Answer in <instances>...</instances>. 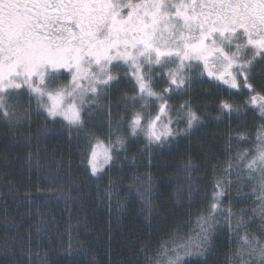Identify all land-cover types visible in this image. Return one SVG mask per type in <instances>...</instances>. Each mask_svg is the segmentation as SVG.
<instances>
[{
	"label": "snow or ice",
	"instance_id": "6c2138e0",
	"mask_svg": "<svg viewBox=\"0 0 264 264\" xmlns=\"http://www.w3.org/2000/svg\"><path fill=\"white\" fill-rule=\"evenodd\" d=\"M257 67L264 71V0H0V125L17 128L34 103L36 116L71 137L102 113L107 140L90 133L83 153L92 178L115 167L129 139L143 135L151 153L190 136L204 123L192 97L197 85L217 90L206 96L215 104V119L229 125L225 155L231 157L233 122L239 125L235 141L256 145L238 149L222 172L213 167L211 194L205 192L195 225L189 220L191 231L183 234L177 225L156 249V264H209L218 236L228 245L226 264H264V76ZM23 96L29 107L20 114ZM25 163L29 170L41 168L31 151ZM185 169L187 199L193 200L190 160ZM233 188L238 200L231 198ZM24 191L25 203H36L30 189ZM150 193L149 179L139 195ZM112 194L111 181L103 196L97 193L109 210ZM252 199L257 203L250 210L234 211V204ZM42 211L37 208L35 249L31 231L19 237V251L28 257L21 264H45L39 248L50 225ZM67 227L71 235V217ZM72 247L69 242V252ZM141 250L147 255L150 247L142 244Z\"/></svg>",
	"mask_w": 264,
	"mask_h": 264
},
{
	"label": "trees",
	"instance_id": "16d2710c",
	"mask_svg": "<svg viewBox=\"0 0 264 264\" xmlns=\"http://www.w3.org/2000/svg\"><path fill=\"white\" fill-rule=\"evenodd\" d=\"M256 71L264 76L260 67ZM216 91L208 84L194 88L193 101L204 123L190 136L180 137L178 142L163 148H154L151 153L145 150L143 135L138 140L129 139L127 151H120L115 167L106 169L100 180L92 178L86 171L83 153L90 133L107 140L108 128L102 113L89 119L83 129L74 130L71 137L59 124H46L43 118L36 116L33 105L32 114L25 116L17 128L0 125V249H3L0 250V264H21L28 259L19 251V237H26L29 231L34 238L35 249L38 243L35 240L36 228L40 223L37 208L43 209L40 215L50 225L39 248L40 256L46 258L45 264H156V249L169 238V233L174 232L177 225H180L182 234L190 232L189 220L195 225L197 209L205 192L211 194L208 181L213 167L222 172L225 162L234 157L238 149L256 147L251 140L235 141V130L239 125L233 122L231 157L225 155L229 150V125L215 119V104L206 96V93L215 96ZM27 100V97L20 100V114L27 112ZM112 100L115 119V93ZM248 127H253L251 116L248 117ZM252 135L255 139L254 132ZM29 138L31 144L26 145ZM29 151L34 161L40 160L39 170L35 165L28 169L25 159ZM189 160L193 165V200L187 199L185 165ZM149 179L151 193L142 199L139 193L148 189ZM110 181L113 194L109 210L107 199L101 201L97 193L103 196ZM196 181L200 183L196 184ZM38 187L41 191H37ZM25 188L30 189L36 203H25ZM250 192V188L246 189L245 195ZM61 194L72 198L67 201L44 200L45 196L58 197ZM231 198L239 199L235 188ZM66 203L68 208H65ZM255 203V199L242 201L234 204L233 208L236 212L242 208L250 210ZM121 204L124 206L119 208ZM224 206L227 207V198ZM69 217L71 235L67 227ZM11 223L19 228L6 229L5 226ZM14 236L17 237L15 241L12 239ZM69 242L73 246L71 252ZM142 244L150 247L147 255L141 250ZM215 247L209 264L213 261L226 264L228 245L223 236L216 238ZM160 259H163V254Z\"/></svg>",
	"mask_w": 264,
	"mask_h": 264
},
{
	"label": "rangeland",
	"instance_id": "374dc122",
	"mask_svg": "<svg viewBox=\"0 0 264 264\" xmlns=\"http://www.w3.org/2000/svg\"><path fill=\"white\" fill-rule=\"evenodd\" d=\"M21 99L24 101V100L26 99V97L23 96V97L20 98V100H21ZM23 101H22V102H23ZM27 102H28V100H27ZM21 104H22V103H21V101H20L19 104H18V106H17V111H18V113H21V109H22ZM32 105L35 106L34 103H32Z\"/></svg>",
	"mask_w": 264,
	"mask_h": 264
}]
</instances>
